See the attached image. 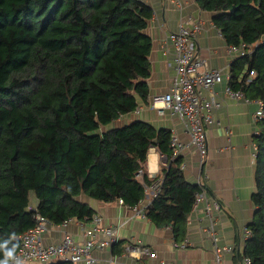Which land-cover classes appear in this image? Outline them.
I'll return each instance as SVG.
<instances>
[{
  "label": "trees",
  "instance_id": "obj_1",
  "mask_svg": "<svg viewBox=\"0 0 264 264\" xmlns=\"http://www.w3.org/2000/svg\"><path fill=\"white\" fill-rule=\"evenodd\" d=\"M197 3L214 13L230 46L253 51L232 63L229 86L264 107V0ZM152 15L140 0H0V261L18 252L36 212L61 225L90 221L95 212L83 195L140 205L154 183L145 168L151 148L167 166L146 216L186 239L206 186L186 180L171 132L144 121L112 128L148 101ZM253 140L256 210L242 260L264 264V117Z\"/></svg>",
  "mask_w": 264,
  "mask_h": 264
},
{
  "label": "crops",
  "instance_id": "obj_2",
  "mask_svg": "<svg viewBox=\"0 0 264 264\" xmlns=\"http://www.w3.org/2000/svg\"><path fill=\"white\" fill-rule=\"evenodd\" d=\"M140 1L153 11L145 30L153 42L150 57L152 72L148 80L150 93L147 102L140 100V111L135 109L122 116L112 124V128L144 121L157 130L175 131L183 139H188L184 125L168 111L160 114L152 109L150 100L156 94L168 92L175 76L170 33L176 31L180 22L188 17L200 21L202 30L197 38L198 54L208 62L210 68L222 70L225 77L211 93H204L207 98L215 97L221 103V107L213 112L215 124L207 129L206 159L201 163L197 152L190 151L182 155V170L189 183L206 186V200L210 205L218 201L221 208L218 211L212 208L210 214L205 202L193 208L186 239L177 242L170 227H158L147 216L137 214L149 201L148 194L135 208L121 204L120 200L104 203L83 195L80 200L94 209V215H99L104 225L114 227L118 236L115 250L114 245L93 250L95 261L91 264H216L214 246L204 230L213 220L220 237L219 244L233 248L224 256L222 264H243L244 232L256 210L252 201L256 191V147L253 139L258 123L254 115L259 105L255 101L246 103L233 99L227 94L230 68L240 55L231 50L232 46L214 24V13L201 9L197 0H178V3L170 0ZM166 166V157L157 148H151L145 165L149 177L162 176ZM32 206L34 210L37 209L38 200L35 197ZM92 227V221L79 220H72L66 225L51 224L43 238L46 243H59L65 235H71L74 240L82 242L88 238L87 230ZM184 242L188 243L186 248L178 246ZM143 247L150 249L149 256L139 253V248ZM7 264L12 263L8 261Z\"/></svg>",
  "mask_w": 264,
  "mask_h": 264
},
{
  "label": "built area",
  "instance_id": "obj_3",
  "mask_svg": "<svg viewBox=\"0 0 264 264\" xmlns=\"http://www.w3.org/2000/svg\"><path fill=\"white\" fill-rule=\"evenodd\" d=\"M170 1L178 3V0ZM201 30V22H196L192 17H188L180 22L176 31L170 33L169 38L173 43L175 76L168 92L156 94L151 98L150 107L160 114L168 111L171 116L177 118L184 125L187 140L183 139L178 132H171V147L175 157L195 151L203 163L208 149L207 129L215 124L213 112L221 107V103L215 97L207 98L204 93H211L217 84L222 83L225 74L222 70L210 68L208 62L198 54L197 38ZM231 50L240 57L250 55L253 52L246 50L244 46H232ZM255 76V71H251L250 77ZM228 79H230V75ZM227 94L233 99L244 100L246 103L253 102L245 98L241 92L234 91L230 87L227 89ZM255 102L259 105V109L254 115V120L257 123L264 117V107L261 101ZM136 109L140 111V108L137 107ZM149 178L154 180V183L146 189L149 201L145 203L142 210L137 211V214L142 217H146V210L154 197H157L161 192L164 176H151ZM206 199L208 198L205 190H203L197 195L194 208L196 209L205 202L209 214L212 208L217 211L220 210L221 204L218 201H213L210 205ZM120 203L123 204V201L120 200ZM35 221L34 227L18 236L20 248L14 255L12 264H52L56 261L91 264L95 261L92 255L94 249L111 247L118 240L116 229L104 225L102 218L96 214L90 219L93 227L87 230L88 238L82 242L74 240L71 235H65L59 243H46L43 237L52 223L37 212ZM71 221L72 219L67 220L63 225ZM215 226L216 223L213 220L211 225L204 230L214 246L216 264H222L224 256L232 252L233 248L219 244L220 237ZM244 234L247 238L250 231L246 228ZM178 246L186 248L188 243L184 242ZM139 253L142 256L151 254L150 249L146 247L139 248ZM243 264H251V261L244 259Z\"/></svg>",
  "mask_w": 264,
  "mask_h": 264
},
{
  "label": "clouds",
  "instance_id": "obj_4",
  "mask_svg": "<svg viewBox=\"0 0 264 264\" xmlns=\"http://www.w3.org/2000/svg\"><path fill=\"white\" fill-rule=\"evenodd\" d=\"M5 257H6V259L4 261H0V264H7L8 260L13 258V252L7 251L5 253Z\"/></svg>",
  "mask_w": 264,
  "mask_h": 264
}]
</instances>
